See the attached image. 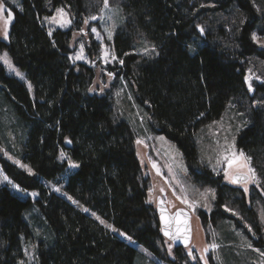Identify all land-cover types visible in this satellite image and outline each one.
<instances>
[{"label":"trees","instance_id":"obj_1","mask_svg":"<svg viewBox=\"0 0 264 264\" xmlns=\"http://www.w3.org/2000/svg\"><path fill=\"white\" fill-rule=\"evenodd\" d=\"M202 2H214L215 7L202 6ZM234 4L244 16L234 38L236 44L225 47L213 33L199 32L196 26L207 22L204 13L227 10ZM5 6L12 20L8 40L0 41V51L6 49L26 73L34 94L25 82L8 74L1 62L0 83L28 130L23 160L34 173L3 156L0 162L20 187L40 193L36 202L42 215L36 223L40 228L34 230L25 215L32 200L0 186V264H20L25 259L24 242L36 247L35 238L39 244L36 264H136L137 248L101 220L172 262L156 209L148 202V181L136 154V133L115 115L109 94L88 91L96 75L94 68L70 58L73 33L81 31L94 10L91 0H22L21 10L9 3ZM122 6L126 26L112 42L116 56L123 60L120 70L132 85L137 102L146 107L151 128L176 143L190 170L198 175L196 134L219 119L231 101L249 95L245 79L248 58L256 55L264 59V50L251 39L257 11L250 0H123ZM59 7L70 12L75 26L49 35L43 19ZM219 30L222 37L227 29ZM141 36L157 50L154 56L133 52ZM97 47L89 34L87 49L93 59ZM255 94L264 98V82L257 83ZM251 107L252 123L240 132L238 147L251 157V165L264 179V103L252 102ZM61 152L79 164L63 190L101 220L45 186L67 169V163L59 159ZM202 171L201 177L218 188L210 219L200 212L204 225L209 220L214 225L219 219L237 220L225 205L233 198L234 189H239L224 183L222 174L207 168ZM253 186L254 195L264 202V187ZM242 205L257 221L253 205L247 206L244 195ZM47 227L52 238L46 234ZM261 233L258 227L254 243L264 248ZM181 249L175 248V253L184 264Z\"/></svg>","mask_w":264,"mask_h":264},{"label":"rangeland","instance_id":"obj_2","mask_svg":"<svg viewBox=\"0 0 264 264\" xmlns=\"http://www.w3.org/2000/svg\"><path fill=\"white\" fill-rule=\"evenodd\" d=\"M250 1L258 15L256 27L253 32L257 33L261 40H264V0ZM0 2L4 3V5L9 3L19 10L22 9V0H0ZM91 4L94 6V10L90 14V17L102 16L103 18L96 20L89 19L88 23L82 27L83 31H74L71 39L73 52L70 54V58L80 52L81 45L84 46V59L76 60L74 63L82 62L94 68L96 75L91 88H94L95 91H91V93L98 94L99 96L109 94L114 105L115 115L121 120L127 121L132 130L136 133V154L140 163L141 173L148 181V202L156 209L157 201L159 197H162L171 211L184 207L192 212L193 239L188 247L181 249L185 258L184 264H205V260L207 264H264V256L260 255L261 252H264V248L254 243L255 239L258 237V227L261 229V237L264 240V202L260 197L254 195L256 190L253 185L257 184L247 183L248 191L245 192L244 181L234 184L226 180L224 170L228 169V165L223 161V155L230 154L233 150L229 148L230 145L234 144V151L237 155L241 152L238 147V137L240 132L252 123L253 110L251 103L254 102V104L260 105L264 103V98L260 95L257 96V93L255 94L257 83L259 81L264 82V59L256 55L248 58L246 63V74L247 77H252L251 84L253 88L252 91L248 89L249 95L242 99L231 101L219 119L204 126L196 134L195 142L198 148L199 166L196 167V173H198V175H195L187 165L183 153L177 144L168 139L165 135L157 133L151 128L150 116L148 112L144 110L146 107L137 102L132 85L120 70L123 64L119 62L120 59L113 50L112 42L116 33L126 26V16L122 6L123 0H109V9L103 12H101L103 0H91ZM202 6L214 8L215 3L205 2ZM57 9H63L68 14L67 19L71 20V24L66 27H60L58 23L52 22L51 18L57 16ZM57 9L53 11L52 15L43 19V23L46 25L48 31L53 33L57 29L68 30L74 28V20L70 12L65 7H59ZM225 9L217 10L216 13H204L203 16L206 17L207 22H203V26L200 25L204 28L205 32H210L213 33L214 36H218L215 39L216 41H220L223 46L232 47V44H236L234 38L239 32L240 25L242 24L241 21L244 20V16L242 13L238 12L235 4L233 7H229L227 10ZM7 19L8 11L5 6V11L0 14V41L8 40V38H4L3 31L5 27H7L9 35V27L12 19L5 25L4 21ZM220 27L227 29L226 33L223 32L222 37H220ZM92 28L96 29V33L92 32ZM109 31L112 33L111 39L108 38ZM97 33L99 34V38ZM89 34L95 40L96 44H98L94 59L87 49V37ZM136 43L137 47L133 52L139 54L141 57H151L157 53L156 49L152 51L154 47L148 43L143 36L139 37ZM254 43L264 50V47H261L260 44ZM105 49L110 53L108 62H105L103 59ZM146 49L147 51H145ZM5 52L8 54V58L11 60L15 69H10L0 61L4 65L7 73L25 82L30 92L34 94L32 83L28 79L26 73L21 71L14 64L9 52L3 49L0 51V56ZM111 54H114L116 59H112ZM249 70H251V72ZM17 71L22 74L23 78L16 75ZM108 73H112V76H109ZM256 77H260V79H256ZM29 85H31V87H29ZM22 123L0 83V156H3L18 168L28 172L27 168L32 169V167L23 160V143L26 140L28 130H26ZM160 137L164 139L161 140L159 139ZM137 140H142L143 143L137 144ZM62 153L63 157L61 156ZM69 158L66 152L60 153L59 159L67 163V169L65 173L56 180L50 182L45 180L47 181L45 186L73 203V201L76 200L63 190L68 176L77 169L69 167ZM218 160L221 162L218 163ZM16 161L20 163L18 164ZM242 162V160H238L228 171L232 175L247 173L246 167L241 168L239 166ZM153 163L159 168V174H157L156 168H153ZM20 164L26 165L27 167H20ZM250 166L254 168L251 163ZM203 168H207L215 174H222L223 177L221 179H223L224 183L239 189L240 192L234 189L233 198L228 200V203L225 205L227 208L235 211V215L230 211L227 212L234 215L237 220L228 218L219 219L216 221L215 225L209 220L207 225H204L200 212L203 211L207 213L210 219L215 211L218 188L209 184L207 178L201 177ZM255 171L260 181L259 185L264 187V179L259 175L256 169ZM31 173H34L33 169ZM4 176H7L12 183L4 181ZM14 185L18 187H14ZM0 186H6L14 194L24 200H32L31 208L29 207L26 210L25 215L31 228L34 230L40 228L39 224H36L39 214L42 215L39 205L36 202L38 197H40V193L35 190H28L20 187L6 174L1 162ZM57 188H59L60 191H56ZM206 190L214 191V198L211 191L207 192L206 198L201 197L200 193H204ZM31 193H37V195L32 196ZM240 193L245 196L247 206L250 204L253 205L257 221L253 220V213L243 207V195L241 196ZM177 197L182 199L186 197L189 202L194 203V208H190L187 204L181 203V200L177 199ZM76 202L77 203H73L75 206L83 211L84 209H88V211L84 212L93 217L100 218L95 212L80 204L78 201ZM32 209H34V211L29 213ZM36 213H38V216ZM93 213H95V215H93ZM236 221L238 222L236 223ZM104 224H106L107 227L111 226L109 228L112 229V231L137 248L138 254L136 257V264H180L175 253V247L167 238H165L164 247L166 248L169 259L173 260L172 262L156 256L134 238L129 241L127 237L130 236L118 230L113 225H109L106 222H104ZM249 228H251V231ZM121 233L124 235H121ZM46 234L49 238L53 237V233L48 227ZM39 235H41V232H39ZM35 237H38V234H35ZM27 244L28 242L25 241V259L20 264H36L35 261L37 259L39 246L38 239L35 238L36 247L32 243ZM212 244H216L218 247L213 249L210 247ZM249 244H251V247H248ZM206 247L208 248L207 252L204 251ZM189 249L192 250L191 256L189 255ZM256 249H259V251H256ZM202 256L204 259H201Z\"/></svg>","mask_w":264,"mask_h":264},{"label":"snow or ice","instance_id":"obj_3","mask_svg":"<svg viewBox=\"0 0 264 264\" xmlns=\"http://www.w3.org/2000/svg\"><path fill=\"white\" fill-rule=\"evenodd\" d=\"M107 9H109V0H103V8L101 9V12H103L104 10H107ZM4 11H5V5H4V3L0 2V14H2ZM67 15L68 14L63 9H57V16L51 18L52 19V22L58 23L60 25V27H66L69 24H71V20L70 19H67ZM102 18H103L102 16L101 17H97V16L90 17V19H92V20L102 19ZM11 19H12V13L9 11L8 12V19L4 21L5 25H7ZM243 22L244 21L242 20L241 23H243ZM85 23L87 24L88 21L85 20ZM196 27H197V29L199 30V32L201 34L204 33V28L202 26L197 25ZM81 31H83V29H81ZM92 32L93 33H96V29L95 28H92ZM49 35H51V31H49ZM3 36H4L5 39L8 38V30H7V27H5V29L3 31ZM97 36L99 38V34L98 33H97ZM111 36H112V33L109 31L108 32V38L111 39ZM251 39L254 42L260 44L261 47H264V40H261V38L257 35V33L253 32L251 34ZM83 48H84V46L81 45L80 52L77 53L74 57H71V59L73 60V62H75L76 60L84 59V56H83ZM145 51H147V49ZM152 51H155V49L153 48ZM109 55H110V53L108 52L107 49H105L104 50V54H103V59H104L105 62H108ZM111 58L112 59H116V57H115L114 54H111ZM0 61H2L10 69L15 70L14 67H13V65H12V63H11V60L8 58V54L6 52L2 56H0ZM119 62L121 64H123V60H120ZM249 71L251 72V70H249ZM16 75L17 76H21V78H23L22 77V74L20 72H18V71L16 72ZM108 75L109 76H112V73H108ZM251 78H252L251 76L245 78L246 81L248 82V89H249V91H252L253 90L252 84H251ZM256 79H260V77H256ZM29 87H31V85H29ZM88 91H90V92L91 91H95V89L94 88H90V89H88ZM159 139L163 140L164 138L163 137H160ZM67 143H71V141H67ZM140 143H143V141L142 140H137V144H140ZM229 148L233 149L231 151V153L230 154L223 155V161L227 163L228 169H231L232 166H233V164L236 163L238 160H242L243 162L239 166L241 168H245L246 167L247 168V173L242 174V175H232L228 171V169H225L224 170L225 179L226 180H229L231 183H234V184L241 183V181H245V185H244V191L245 192L248 191L247 183H256L257 185H259L260 181L257 178L256 171H255L254 168H252L250 166L251 157H245V154L242 151L239 153V155H237V153L234 151V144L233 145H230ZM61 156L63 157V153L61 154ZM217 162L220 163L221 161L218 160ZM16 163L19 164L20 162L19 161H16ZM20 167H25L26 168L27 166L26 165H23V164H20ZM69 167H71V168H78L79 167V164L71 161V159L69 158ZM153 168H156L157 174H159V168H157V166H156L155 163H153ZM27 170H28L29 173L32 172V169L31 168H27ZM3 180L4 181H7L8 183H12V181H10L7 176H4L3 177ZM14 187H18V186L17 185H14ZM56 191H60V189L57 188ZM161 191H163V190H161ZM208 191H211L212 192V195H213V198H214L215 193L212 190H206V192L200 193L201 197L206 198ZM31 195L32 196H36L37 193H31ZM68 198L69 199H72L71 197H68ZM177 199H180L181 200V203L187 204L188 207H190V208H194V206H195L194 203L189 202L186 197L183 198V199L180 198V197H177ZM73 203H77V202L76 201H73ZM161 203H163V201H161ZM225 210L232 212L234 215L236 214L233 209H229V208H227V206H225ZM84 211H88V209H84ZM163 211L164 210L161 209V213H162L161 214V220L165 223V228L162 229L164 231V234L166 236H169L170 239H173V240L178 239L179 238V233L182 231V229L179 226L180 225V219L179 218L181 216V212L178 211L176 213L175 218H174L176 220V222H177V227L175 229L176 235H173L169 231L170 221H169L168 218H166L163 215ZM93 215H95V213H93ZM96 218L98 220L100 219L99 217H96ZM100 222L101 223H104L103 220H101ZM184 224L187 227V221L186 220L184 221ZM108 227H111V226H108ZM113 230H115V229H113ZM249 230L251 231V228H249ZM188 231H190V229H187L185 231V235H184L185 241H187L188 238H189L188 237V234H187ZM121 235H124V234L121 233ZM127 239L129 241H131L132 240V237H127ZM210 247L214 249V248L218 247V245L212 244V245H210ZM248 247H251V244H249ZM204 251L207 252L208 251V248L206 247L204 249ZM256 251H259V249H256ZM189 255L190 256L192 255V250L191 249H189ZM260 255L261 256H264V252H261ZM193 258H195V257H193ZM201 259H204V257L202 256ZM205 264H207V261L206 260H205Z\"/></svg>","mask_w":264,"mask_h":264},{"label":"water","instance_id":"obj_4","mask_svg":"<svg viewBox=\"0 0 264 264\" xmlns=\"http://www.w3.org/2000/svg\"><path fill=\"white\" fill-rule=\"evenodd\" d=\"M259 83H262V81H259ZM242 175V174H240ZM245 182V181H244ZM161 201H163V203H161ZM161 209H163V215L169 219L170 224H169V231L173 234L176 235L175 229L177 227V222L174 219L176 216V213L178 211L181 212V216H180V228L182 229V231L179 233V238L178 239H170L169 236H166L164 234V231L162 229L165 228V223L161 220ZM156 212L159 218V223H160V229H161V234L167 238L170 242H172V244L174 245L175 248H185L188 247L193 239V227H192V212L188 209V208H184V207H180L177 208L174 211H171L169 206L167 205L166 201L162 198L159 197L158 201H157V206H156ZM187 221V227L184 224V221ZM187 229H190V231L187 232L188 234V240L185 241L184 239V235H185V231Z\"/></svg>","mask_w":264,"mask_h":264}]
</instances>
